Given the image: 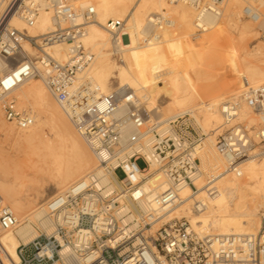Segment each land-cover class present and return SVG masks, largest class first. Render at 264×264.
<instances>
[{
	"label": "bare ground",
	"instance_id": "6f19581e",
	"mask_svg": "<svg viewBox=\"0 0 264 264\" xmlns=\"http://www.w3.org/2000/svg\"><path fill=\"white\" fill-rule=\"evenodd\" d=\"M73 2L81 10L93 6L96 11L95 19L86 24L83 36L95 59L90 68L79 74L77 84L91 83L95 97H101L113 90L116 79H119L116 89L128 88L136 92L150 111L148 121L156 123L157 133L161 136L171 131L169 123L179 117L190 121L200 135H205L202 144L197 147L202 169V173L195 177L198 191L193 193L188 184L180 186L179 194L183 201L168 217H185L189 227L197 234L210 236L213 250L228 251L225 257L232 261L245 260L249 239L258 233L261 226L259 213L263 208L262 215L264 210V150L255 149L243 158L238 167L239 173L227 171V159L216 146V136L225 121L223 97L234 90H238L233 96L239 104V120L245 122L253 136L259 127L260 116L247 105L243 94L264 80V48L248 49V38L255 26L239 22L242 21L243 8L249 5L260 14L259 25H264V0H258L257 8L254 0H223L217 10L206 11L201 16L185 0ZM156 15H160L161 21L165 19L166 23H155ZM173 15H177L178 21H174ZM110 18H122L125 23L128 20V30L126 24L124 28L126 37L118 44L112 41L111 33L106 29ZM81 19L79 15L76 21ZM229 19H236L237 23L229 22L227 25L226 20ZM61 22L67 23L66 20ZM14 23L19 28L25 26L21 18H15ZM199 26L202 27L201 32H197ZM229 26L232 28L230 31ZM54 27L52 11L43 7L29 31L45 32ZM151 30L159 36H167L172 31L176 35L164 39L163 44L158 37H147ZM221 41L231 45V60L239 62L232 71L212 69L214 75L209 77L208 67L197 69L190 63L196 58L193 57L194 52L207 48L220 49ZM25 46L29 47L28 44ZM69 47L59 43L50 46L49 51L56 58L65 59ZM111 47L121 52L119 64L110 56ZM6 66L10 64L0 61L1 68L6 69ZM11 95L20 108L34 117V123L29 128L16 131L0 115V129L18 149L22 148L28 157L31 156L27 159L31 168L18 175L21 179L19 183H9L0 178L1 204L7 205L4 202L6 198L9 202L7 206L18 219V224L12 229L4 230L0 226V252L10 260L19 261L18 246L40 235L35 225L50 236L69 211L67 206H63L52 214L48 206L52 200L65 199L76 185L80 188L84 183L94 182L98 187L111 188L112 176L100 165L89 144L75 129L66 110L42 78L26 80ZM164 101L171 104L169 111L162 106ZM154 140V134L145 140L143 151L148 158H151ZM2 161L0 172L6 171ZM159 176L152 175L144 184L147 193H151ZM208 176L215 178L213 192L208 191L205 183ZM48 186L56 191L44 201L40 196ZM24 188L27 189L25 194ZM39 203L36 209L29 211ZM71 252L72 247L64 245L62 254L65 258H69ZM51 264L60 262L55 260Z\"/></svg>",
	"mask_w": 264,
	"mask_h": 264
},
{
	"label": "built area",
	"instance_id": "2783aa9c",
	"mask_svg": "<svg viewBox=\"0 0 264 264\" xmlns=\"http://www.w3.org/2000/svg\"><path fill=\"white\" fill-rule=\"evenodd\" d=\"M4 1L0 0V5ZM185 1L201 16L217 10L223 0ZM43 7L52 11L55 27L31 33L29 28L35 25ZM79 15L82 19L76 21ZM95 15L93 6L81 10L73 0H8L0 8V61L10 64L7 69L0 67V109L4 117L19 129L34 123V117L18 106L11 93L32 77L42 78L100 165L112 176L111 188L84 183L80 188L76 185L65 199L52 200L48 205L52 214L63 206L69 209L55 233L48 236L42 232L30 242L21 243L17 248L19 261L0 252V264H51L55 260L60 264H264V210L260 229L250 237L242 261L229 260L226 250H213L210 236L197 234L185 217H168L183 201L180 186L188 184L193 193L198 191L195 177L202 169L197 147L205 135L179 117L169 123L171 131L161 136L156 123L148 121L150 111L134 90L113 89L95 97L91 83L77 84L79 74L95 59L83 41L85 26ZM159 16H155V23L162 22ZM242 17L254 23L261 18L249 5L243 8ZM15 18H21L25 26L17 27ZM125 24L122 18L107 20L106 29L115 44L126 37ZM201 31L199 26L197 32ZM258 32L264 40V26L258 27ZM59 43L70 46L65 59L49 51ZM112 54L121 59L117 49ZM243 98L260 116L256 135L251 136L245 122L239 120V104L231 95L222 102L225 121L216 136V146L227 159L226 170L237 173L240 161L255 144L264 143V80L246 91ZM151 134L155 140L148 158L143 148ZM139 160L144 167L139 166ZM117 169L122 170L123 178L117 176ZM156 174L160 176L149 194L143 186ZM214 181V176L206 178L209 192L215 191ZM1 198L0 226L12 229L18 219L10 207L1 204ZM66 244L72 247L69 258L62 254Z\"/></svg>",
	"mask_w": 264,
	"mask_h": 264
},
{
	"label": "rangeland",
	"instance_id": "374dc122",
	"mask_svg": "<svg viewBox=\"0 0 264 264\" xmlns=\"http://www.w3.org/2000/svg\"><path fill=\"white\" fill-rule=\"evenodd\" d=\"M254 6L257 8L258 5L256 3H258V0H254ZM246 4V3H245ZM244 4V6H245ZM256 4V5H255ZM262 10H264V8H262ZM263 12V11H262ZM262 17L264 16V12L262 13ZM173 19L174 21H178L177 15H173ZM241 20L239 22V24L241 25H254L255 26V30L253 31L252 36H249L248 38V49L250 51H252V49H256L258 47L260 48H264V40L260 37V34L258 32V27L260 26H264V25H259V23H254L251 21H248L245 18H242L241 16ZM226 24L228 25L229 22L231 24L233 23H237L236 19L233 20H226ZM166 20L163 19L161 24H165ZM63 24V23H62ZM67 23H64L63 25H65ZM126 30L127 27H129L128 25V20L126 21ZM229 31L232 29L230 28V26L228 27ZM175 32L172 31L169 35L165 36H159L155 30H151L149 31L147 37H158L161 40H163V44H164V39L168 38V37H173L175 36ZM260 43V44H258ZM263 44V45H261ZM260 45V46H259ZM111 46V45H110ZM220 49H215V48H207L203 51H196L193 54V57H196L195 59L190 60V63L193 64V66L197 69H203L205 67H208L209 69V77H211L213 74V72L211 71L212 69H216L219 70L221 72V70H228V72L232 71L236 65L239 64L238 61H232L231 57H232V49H231V45L225 41H221L220 42ZM256 47V48H255ZM251 48V49H250ZM114 49V47H111V49L109 50V52H112V50ZM248 50V52H249ZM121 54V52H120ZM114 61L116 63H120V59L118 57H116L115 55L111 54L110 55ZM249 57V56H248ZM244 62V61H242ZM9 68L8 66H6V69ZM178 70V69H177ZM176 70V71H177ZM119 79H116V82L114 83V89H116L117 87V82ZM128 89V88H125ZM238 90H234V91H230L228 93H226V96H224L223 98H226L228 96H233ZM162 106L164 107V109L167 111L170 110L171 104L168 101H164L162 103ZM197 106V105H196ZM3 113V112H2ZM0 112V115L2 116V118L4 119V121L8 124V125H12L14 127V130L16 131H20V129L17 128V126L8 121L5 117L4 114H2ZM260 122V121H259ZM259 126V123H258ZM251 136H253L250 133ZM14 142H12L11 138H8L5 134L4 131H2L0 129V154H1V158L0 161H2L1 163L4 164L2 167L6 168V171L0 172V178L7 180L9 183H14L17 184L21 181L20 177L18 175H22L23 172L25 171H29L31 167H29L31 165L30 161L27 159H30L31 156L28 157V155H26V153L22 150V148L18 149V146H15L13 144ZM264 150V144L259 143V144H255V146L253 147V149L251 150V153L255 150ZM24 153V154H23ZM11 159V160H10ZM30 164V165H29ZM138 164L140 167H144V162L142 160L138 161ZM3 173V174H2ZM116 174L119 178H123L124 174L122 172L121 169H117ZM18 176V177H17ZM4 177V178H3ZM47 183L49 184L50 182L47 181ZM49 188V189H48ZM26 188L23 189V193H26ZM56 189H54L52 186H48L47 189L41 193V199L46 201L47 199L51 198L54 193H55ZM4 202L9 205V202L7 201L6 198H4ZM40 205L37 204L36 206L32 207L29 211H32L34 209H36L38 206ZM263 209V208H262ZM261 209V211H262ZM260 211V213H261ZM259 213V218H261V214ZM36 229L38 230L39 233H45L40 227L39 225H35Z\"/></svg>",
	"mask_w": 264,
	"mask_h": 264
}]
</instances>
